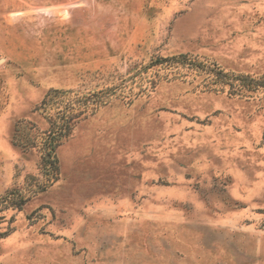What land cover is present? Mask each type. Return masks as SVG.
<instances>
[{
  "label": "rangeland",
  "instance_id": "374dc122",
  "mask_svg": "<svg viewBox=\"0 0 264 264\" xmlns=\"http://www.w3.org/2000/svg\"><path fill=\"white\" fill-rule=\"evenodd\" d=\"M179 55L264 77V0H0V264H264V89L147 68ZM113 87L39 192L15 126Z\"/></svg>",
  "mask_w": 264,
  "mask_h": 264
},
{
  "label": "trees",
  "instance_id": "16d2710c",
  "mask_svg": "<svg viewBox=\"0 0 264 264\" xmlns=\"http://www.w3.org/2000/svg\"><path fill=\"white\" fill-rule=\"evenodd\" d=\"M175 65L178 66L175 67ZM158 66L163 67V70L180 69L179 67H182L202 75L206 79H210V81H217V83L231 88L237 87L243 91L256 92L264 89V77L260 79L249 76L237 78L224 73L215 64L206 66V63L192 58L190 55H179L156 60L153 66L147 68L152 69ZM147 72V70L140 71L142 74ZM136 78L137 76H133L132 83L136 82ZM109 91L112 93L107 95L106 93ZM115 94L116 90L114 87L104 89L103 92H92L83 98L77 97L78 94L73 91L51 90L46 94L40 106L41 112L47 119L49 128L43 132L36 131L38 138L36 137L37 139L35 138V140L22 141L18 133L22 132L24 128L21 127L20 123L15 126L17 133L14 137V144L40 150V168L47 180L39 187V192H45L59 180L60 167L57 159V149L70 137L75 125L87 117L88 114H94L99 108L106 106ZM66 97L68 98L66 99Z\"/></svg>",
  "mask_w": 264,
  "mask_h": 264
}]
</instances>
